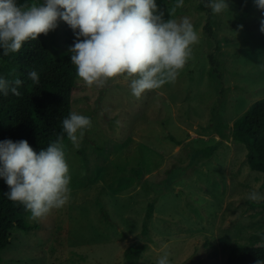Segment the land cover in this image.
Returning <instances> with one entry per match:
<instances>
[{
    "label": "rangeland",
    "instance_id": "rangeland-1",
    "mask_svg": "<svg viewBox=\"0 0 264 264\" xmlns=\"http://www.w3.org/2000/svg\"><path fill=\"white\" fill-rule=\"evenodd\" d=\"M202 1L159 7L165 20L188 17L199 35L174 82L137 98L125 76L99 88L76 75L72 111L91 127L79 147L64 140L70 201L35 221L23 215L31 228H12L0 264H132L135 243L138 264H157L165 250L170 264H227L233 248L264 245V175L230 133L264 97L259 10L256 0H226L214 14ZM41 35L54 55L76 40L62 19Z\"/></svg>",
    "mask_w": 264,
    "mask_h": 264
},
{
    "label": "clouds",
    "instance_id": "clouds-1",
    "mask_svg": "<svg viewBox=\"0 0 264 264\" xmlns=\"http://www.w3.org/2000/svg\"><path fill=\"white\" fill-rule=\"evenodd\" d=\"M177 0L172 12L181 8ZM264 10V0H256ZM214 14L228 9L226 0H205ZM165 20L156 0H42L18 4L17 0H0V49L3 55L18 52L22 45L47 35L57 27L59 19L74 31L76 40L68 48L76 75L88 87L103 88L110 78L125 76L130 80L132 94L139 98L146 90L161 88L174 82L192 55V45L199 42L188 17ZM78 30V31H77ZM264 32V20L261 29ZM0 77V93L19 96L23 81ZM28 76L39 84V74ZM91 118L71 112L62 120V133L39 152L27 140L0 141V177L9 187L4 195L31 213L38 220L53 209L70 201V170L66 161L64 139L79 147ZM250 201H260L252 191ZM167 249V245H162ZM170 253L163 251L157 264H170ZM256 264H264L257 260Z\"/></svg>",
    "mask_w": 264,
    "mask_h": 264
},
{
    "label": "trees",
    "instance_id": "trees-1",
    "mask_svg": "<svg viewBox=\"0 0 264 264\" xmlns=\"http://www.w3.org/2000/svg\"><path fill=\"white\" fill-rule=\"evenodd\" d=\"M22 4L28 0H20ZM158 7L171 9L177 0H156ZM200 10H209L205 0L198 5ZM260 20H264V10L259 9ZM210 11V10H209ZM209 37L212 27H205ZM23 81L19 87V96L0 93V141L27 140L37 152L46 148L62 133V120L72 111V93L75 88L76 67L71 63L68 51L54 55L42 35L38 39L25 42L16 53L3 55L0 49V77ZM35 70L39 74V84H34L28 73ZM231 136L243 142L248 149L250 166L264 175V97L254 101L250 107L237 117L230 129ZM67 139L66 134H64ZM64 139V140H65ZM142 179V170L134 169ZM264 185V178H263ZM9 191L5 180L0 177V249L10 244L12 228H31L22 217L29 211L19 203L10 201L4 193ZM142 251L140 243L132 246L128 252L133 258L132 264H138ZM264 261V245L237 246L229 252L227 264H256ZM2 257L0 255V262Z\"/></svg>",
    "mask_w": 264,
    "mask_h": 264
}]
</instances>
